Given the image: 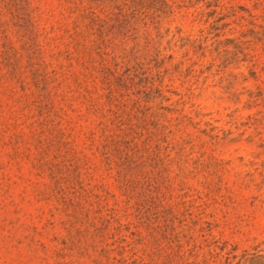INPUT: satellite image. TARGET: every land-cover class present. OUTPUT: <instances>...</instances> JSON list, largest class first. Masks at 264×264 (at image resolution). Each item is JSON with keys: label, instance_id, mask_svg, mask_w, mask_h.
Returning <instances> with one entry per match:
<instances>
[{"label": "rangeland", "instance_id": "374dc122", "mask_svg": "<svg viewBox=\"0 0 264 264\" xmlns=\"http://www.w3.org/2000/svg\"><path fill=\"white\" fill-rule=\"evenodd\" d=\"M0 264H264V0H0Z\"/></svg>", "mask_w": 264, "mask_h": 264}, {"label": "trees", "instance_id": "16d2710c", "mask_svg": "<svg viewBox=\"0 0 264 264\" xmlns=\"http://www.w3.org/2000/svg\"><path fill=\"white\" fill-rule=\"evenodd\" d=\"M87 16H91V13H90V15H87ZM89 19H90V21H91V22H93V21H94L92 18H89Z\"/></svg>", "mask_w": 264, "mask_h": 264}]
</instances>
